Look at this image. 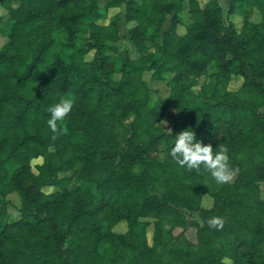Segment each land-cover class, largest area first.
Masks as SVG:
<instances>
[{"label":"trees","instance_id":"trees-1","mask_svg":"<svg viewBox=\"0 0 264 264\" xmlns=\"http://www.w3.org/2000/svg\"><path fill=\"white\" fill-rule=\"evenodd\" d=\"M226 4L0 0V264H264V0ZM122 6L123 36L120 14L108 17ZM121 38L131 49L117 64L107 51ZM144 73L171 75L169 95L150 105ZM232 76L242 78L237 92L227 90ZM66 95L73 109L53 133L47 109ZM187 128L227 148L231 182L175 163L170 149ZM213 217L222 227L209 226ZM120 223L124 233L114 231Z\"/></svg>","mask_w":264,"mask_h":264},{"label":"clouds","instance_id":"clouds-1","mask_svg":"<svg viewBox=\"0 0 264 264\" xmlns=\"http://www.w3.org/2000/svg\"><path fill=\"white\" fill-rule=\"evenodd\" d=\"M74 102L71 95H66L48 107L50 116L46 123L53 133L68 118ZM169 154L178 166L189 171L205 169L217 184L231 182L238 171L230 164L227 148L220 146L214 149L212 144H204L192 128H187L175 136ZM208 224L210 227L219 228L223 222L219 217H213L208 220Z\"/></svg>","mask_w":264,"mask_h":264},{"label":"rangeland","instance_id":"rangeland-1","mask_svg":"<svg viewBox=\"0 0 264 264\" xmlns=\"http://www.w3.org/2000/svg\"><path fill=\"white\" fill-rule=\"evenodd\" d=\"M220 6L223 10V12L226 11L227 9V4H226V0H219ZM5 10L3 8L0 7V16L5 15ZM120 14V18H121V26H120V35L123 36L127 30V28L130 26L129 24L124 23V6H122L119 9H113L109 11L108 17H111L115 14ZM181 17L183 19L184 25L189 26L192 24V21L190 20L187 12H186V5L183 6V12L181 13ZM231 21L236 25L237 28H240L241 26V21L242 18L240 16H232ZM260 20V15L257 12H254L250 18V21L252 22H258ZM101 24H107V20H103L101 22H99ZM169 25V18L167 20V22L164 24V28L166 29ZM184 25H179L177 27L178 32L180 34H182L183 32H185V27ZM7 41L6 37L0 34V47ZM118 52L117 53H112L110 51H107L108 54L110 56H112L115 60V62L118 64L119 63V55L120 53L123 52V50H129L131 49L130 45L128 44V42H126L123 38L120 39V41L118 42ZM93 58V52H89L88 54H86L84 56V60L89 62L91 61ZM143 80L148 84V87L150 88V90L152 91V97H151V101H150V105H153L156 101V99L159 96L162 97H167L169 95L170 89L168 86V82L171 78V75H166L165 78L162 81H153L151 79V73H144L142 76ZM207 82V78L206 77H200L197 81L196 84V88L195 90L198 91L200 87H202L205 83ZM242 86V78L239 76H232L228 82L227 85V90L229 92H237L240 87ZM43 162L42 158H38V159H34L31 161V166H32V170L33 172H36V165H40ZM15 164L14 163H9L7 165V169L8 171H12L15 168ZM141 171L140 167H136L133 169L134 173H139ZM70 172H63L60 173L59 176H68L70 175ZM262 187V193L264 196V184L261 186ZM55 191L53 188H44L43 192L44 193H50ZM8 200L10 201V206L8 208V211L11 215L12 218H15L17 216V208L19 206V198L16 195H10L8 196ZM212 204V199L208 196L205 195L202 199V206L204 208H209ZM114 231L117 233H124L126 231V226L124 223H120L118 224L115 228ZM151 228H149L148 230V241L151 242ZM181 230L180 229H175L174 230V234H178L180 233ZM184 236L187 238V240H189L192 243H196V229L194 227H189L184 231ZM106 247H108V242H104L100 245L99 247V252H102L103 249H105ZM263 250H264V246H263Z\"/></svg>","mask_w":264,"mask_h":264},{"label":"crops","instance_id":"crops-1","mask_svg":"<svg viewBox=\"0 0 264 264\" xmlns=\"http://www.w3.org/2000/svg\"><path fill=\"white\" fill-rule=\"evenodd\" d=\"M177 32H178V29H177ZM183 33H184V32H183ZM183 33H182V34H183ZM178 34H180V33L178 32ZM180 35H181V34H180Z\"/></svg>","mask_w":264,"mask_h":264}]
</instances>
